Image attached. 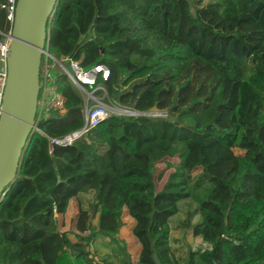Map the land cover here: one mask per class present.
Masks as SVG:
<instances>
[{
	"label": "trees",
	"instance_id": "trees-1",
	"mask_svg": "<svg viewBox=\"0 0 264 264\" xmlns=\"http://www.w3.org/2000/svg\"><path fill=\"white\" fill-rule=\"evenodd\" d=\"M5 2L0 32L10 27ZM46 29L49 52L109 68L108 98L132 83L115 105L167 115L111 114L66 146L33 130L0 200V264H112L89 250L104 237L127 262L124 206L141 244L137 264H156L154 252L161 264L263 263L264 0H57ZM57 84L65 112L37 123L50 137L84 120L74 85L65 74ZM173 156L157 190L156 163ZM87 191L93 201L79 206L76 231H61L57 214ZM186 200L195 206L179 224L209 247L180 260L169 219Z\"/></svg>",
	"mask_w": 264,
	"mask_h": 264
},
{
	"label": "water",
	"instance_id": "water-1",
	"mask_svg": "<svg viewBox=\"0 0 264 264\" xmlns=\"http://www.w3.org/2000/svg\"><path fill=\"white\" fill-rule=\"evenodd\" d=\"M56 2H16L0 115V200L17 175L21 156L33 131L46 25ZM153 259L161 264L156 252Z\"/></svg>",
	"mask_w": 264,
	"mask_h": 264
},
{
	"label": "built area",
	"instance_id": "built-area-1",
	"mask_svg": "<svg viewBox=\"0 0 264 264\" xmlns=\"http://www.w3.org/2000/svg\"><path fill=\"white\" fill-rule=\"evenodd\" d=\"M16 2L17 0H6L5 3L1 4V7L6 10V19L10 27L7 32H0L3 36L0 39V115L8 73L7 62ZM50 58L56 60L45 46L40 63L38 99L33 126V130H37L47 137L50 146L54 144L61 146L70 145L111 114L150 115L159 117H165L167 115L165 111L157 109L141 112L117 105L111 106L104 99L106 97L108 98V93L98 84L100 80L108 78L109 68L105 64H95L86 68L81 66L79 61L63 56L61 60L68 61V67H65L61 61H58V63L61 66L62 74L67 76L68 80L74 85L83 99L84 120L82 126L75 131L60 137L47 136L37 127V123L51 115H58L65 112L64 97L58 89L57 76L51 75V70L54 66L49 63ZM100 91L103 94H99ZM261 264H264V262Z\"/></svg>",
	"mask_w": 264,
	"mask_h": 264
},
{
	"label": "rangeland",
	"instance_id": "rangeland-1",
	"mask_svg": "<svg viewBox=\"0 0 264 264\" xmlns=\"http://www.w3.org/2000/svg\"><path fill=\"white\" fill-rule=\"evenodd\" d=\"M205 2H207V0H203V3H205ZM52 54L56 58V60L52 59V58L49 59V63L54 66V68H52V70H51V75L59 76L60 74H62V69H61V66L59 65L58 61H61V63L65 67H68V61H64V60L62 61L61 60L62 57L58 56L57 54H55L53 52H52ZM98 84L102 87V89L104 91H106L108 93L106 85L104 83H102L101 80L98 82ZM129 86H126V87L117 86L115 88L114 92L111 94L110 98H107V97L104 98L105 101L108 102V104H110L111 106H114L116 101H117L118 94L120 92L124 91L125 89L129 88ZM99 94H103V92L100 91ZM233 151L235 152V154H243L244 153V151H242V150H240L238 148H234ZM167 162L177 163L178 162V158H177V156L166 157L163 160H161V161L156 163V169H155V173H154L155 174L156 188H159L162 185L166 174L172 170V168L171 169H167L166 168ZM199 171H200L199 167L195 168L192 171V174H195V173H197ZM160 172H164V176H163L162 179L158 178V174ZM81 194H84V195L81 196L80 200L83 201V204L85 206L86 205V201H87V196H89L90 194H93V192L92 191H87V192H84V193H81ZM190 203H191L192 207L195 206V204L193 202H190ZM184 212H185V209H184V207H182L181 210L177 214L173 215L169 219V224L171 226L172 249L175 251V255L177 257H179L180 260H183V258L185 257L186 253L189 250H195L197 248H200L201 250H203V249L207 248V245H205L203 243V241H202V243L200 242V244L196 242L195 236L192 235V232H191L190 228H187V227H185L183 225L181 227V224H179V220L180 219L183 220V218L185 216ZM199 220H200V218L197 215V216H195L193 218L192 221L195 223V222H197ZM126 227L128 228V226H126ZM122 235L126 236L127 234L122 233ZM70 237L73 238V236H70ZM106 242L107 241H105L103 239H98V240H95L92 243L91 246H89V250L95 256L96 260L97 261H101V259L103 257L104 258L106 257L105 263L127 264V262H119L118 260H116L115 254L110 251L111 248H110L109 244L106 243ZM129 243H130L129 249L131 251L134 250L135 249L134 241L130 239ZM126 247H127V244H126ZM126 251H127V249H126Z\"/></svg>",
	"mask_w": 264,
	"mask_h": 264
},
{
	"label": "crops",
	"instance_id": "crops-1",
	"mask_svg": "<svg viewBox=\"0 0 264 264\" xmlns=\"http://www.w3.org/2000/svg\"><path fill=\"white\" fill-rule=\"evenodd\" d=\"M161 186L159 188H156V189L159 190L161 188ZM82 195H84V194H79L78 197L71 198V200L69 202L68 209H67L65 214H57V216H56L57 224H58V227H59V229L61 231H64V230L76 231L75 230V222H76L79 206H81L82 208L88 209L90 202L93 201V194H90L89 196H87L86 205L84 206L83 201L80 200ZM190 202L191 201H189V200L183 201L182 202V207H184V209H185L187 207V205L192 206ZM97 216H98L97 213H95V215H94V217L92 219V223H96L97 222V218H98ZM121 220H122L123 224L119 228L118 237L120 239H123L125 241V243L127 244V247H126V249H127L126 252L128 253L127 264L128 263L129 264H137L139 253L141 251V244H140L139 240L137 239V237L132 233V228L135 225V219L132 218L129 215V212H128V209H127L126 206L123 207V210H122V213H121ZM123 226H129V234L126 235V236H123L122 232H121V228ZM71 239L73 241H75L74 237L71 238ZM130 239L134 241V245H135V249L132 250V251L129 249V245H130L129 241H130ZM195 239H196L197 243H199V244H200V242L202 243V240H201L200 236H195ZM103 240L107 241L106 243H108L109 239L107 237H104ZM203 243L205 245H207V248L209 247V244H207L205 242H203ZM94 258H95V256H94Z\"/></svg>",
	"mask_w": 264,
	"mask_h": 264
}]
</instances>
